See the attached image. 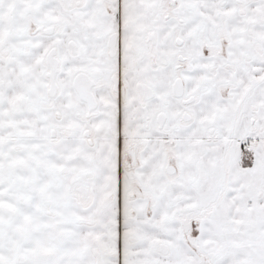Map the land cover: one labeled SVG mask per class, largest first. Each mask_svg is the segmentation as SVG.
I'll return each instance as SVG.
<instances>
[{"label": "snow or ice", "instance_id": "6c2138e0", "mask_svg": "<svg viewBox=\"0 0 264 264\" xmlns=\"http://www.w3.org/2000/svg\"><path fill=\"white\" fill-rule=\"evenodd\" d=\"M0 264H264V0H0Z\"/></svg>", "mask_w": 264, "mask_h": 264}]
</instances>
